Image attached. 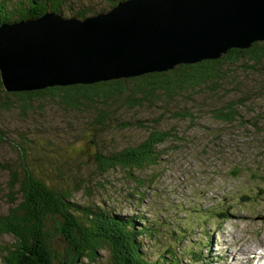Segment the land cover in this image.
Wrapping results in <instances>:
<instances>
[{"label":"trees","instance_id":"1","mask_svg":"<svg viewBox=\"0 0 264 264\" xmlns=\"http://www.w3.org/2000/svg\"><path fill=\"white\" fill-rule=\"evenodd\" d=\"M120 1L123 0H0V25L36 18L49 11L84 18ZM240 75L246 79L239 80ZM254 99L264 100V39L247 48H231L218 58L93 83L8 91L0 78V111L16 109L20 119L26 120L25 114L42 113V105L55 106L62 120L74 121L79 128L74 143L68 142L69 137L60 143L39 142L32 131H25L19 143L14 144L16 167L0 166L8 172L9 203L0 214V235L12 240L0 246V263L92 264L103 249L108 250L111 264L196 262L201 256L193 251L187 235L185 238L191 242L188 249L163 243L157 256L150 258L144 250L145 241L159 232L160 221L149 220L141 213H121V206L110 202L107 176L121 171L128 179V189L125 186L123 190L135 195L146 182L150 186L156 177L151 169L160 165L171 144L185 143L187 127L181 128L183 124L195 125L202 117L226 125L244 123L243 115L253 110L243 114V109ZM196 100L201 102L194 103ZM70 112L82 116L74 120ZM32 116L28 115V121ZM38 121L32 119L29 127L39 129ZM3 127L0 142L7 143ZM57 140L55 137L53 141ZM147 169L144 177L149 179L135 172ZM92 189L109 200L84 204L74 199L79 191L90 195ZM232 193L235 197L231 207L208 208L215 212L214 216L223 217L228 209L264 198V191L254 185L248 193L244 188ZM238 197L246 199L240 201ZM184 255L188 263L183 262ZM201 260L208 263L205 255Z\"/></svg>","mask_w":264,"mask_h":264},{"label":"rangeland","instance_id":"2","mask_svg":"<svg viewBox=\"0 0 264 264\" xmlns=\"http://www.w3.org/2000/svg\"><path fill=\"white\" fill-rule=\"evenodd\" d=\"M238 79L244 81L246 78L240 75ZM207 97L221 98L212 95ZM200 102L201 100H196L194 103ZM248 105V108L243 109V114L248 109L253 111L243 115L246 121L244 123L226 125L209 117H202L195 125L183 124L181 128L187 127H185L187 132L185 143L181 145L173 143L171 147L169 146L171 149L166 153L167 156L161 157L160 165L156 169H151L150 173L154 172L156 177L150 186H147L146 182L135 195H129V191L123 190L125 186L128 189V179L123 178L121 171L116 170L108 174L106 179L110 186L108 196L111 203L121 206V213L127 215L141 213L149 220L160 221L159 232L145 241L144 250L146 249L145 252L150 258L157 256L163 243H173L185 250L192 242L193 251L198 252L201 257L205 255L208 264H220L226 261L229 252L234 254V250L241 249L238 243L232 245V242L242 235L243 226L256 228L258 236L264 239V213L257 217L258 210H248L243 205L241 208L237 205L226 210L227 215L221 218L214 216L215 212L212 213L208 209L215 205L231 207L234 203L232 198L235 197L232 191L240 188H244L248 193L254 185L264 191V100L254 99ZM31 114H33L29 117L31 121L33 119L35 122L39 119L37 122L39 129L29 127L31 121H28V115ZM70 114L74 120L75 117L82 116L78 112H70ZM61 115L62 113L55 106L44 105L40 114L37 111L25 114L26 120L20 119L16 109L9 112L0 111V130L4 126L3 131L7 135V143L0 142V166L16 167L14 144L19 143L25 131H32L37 135L39 142L47 143L52 140L60 143V140L68 137V142H76L78 126L73 124L74 121L62 120ZM170 125L178 124L170 122ZM51 134L55 136L51 137ZM55 137L57 141H53ZM27 138L31 139L30 136ZM101 142H98L99 145ZM235 168L237 171L233 172ZM148 171L149 169L145 172L144 170L135 172L142 178L149 179L144 177ZM7 173L5 167L4 170L0 168V214L6 211L9 204L6 199ZM98 195L95 189H92L90 195L79 191L74 199L84 204H100L101 199L109 200ZM238 198L240 201L246 199ZM259 200L260 198L257 199ZM168 220L172 222L168 223ZM186 235L191 238V242L188 241V237L185 238ZM11 241L10 236L0 235V246L8 245ZM97 257L92 264H111L108 250H100V255ZM201 257L192 264H205ZM238 258L240 255L235 253L232 261ZM186 259L187 256L184 255L182 260L188 263Z\"/></svg>","mask_w":264,"mask_h":264},{"label":"water","instance_id":"3","mask_svg":"<svg viewBox=\"0 0 264 264\" xmlns=\"http://www.w3.org/2000/svg\"><path fill=\"white\" fill-rule=\"evenodd\" d=\"M264 39V0H123L84 18L49 11L0 25L8 91L164 71Z\"/></svg>","mask_w":264,"mask_h":264},{"label":"clouds","instance_id":"4","mask_svg":"<svg viewBox=\"0 0 264 264\" xmlns=\"http://www.w3.org/2000/svg\"><path fill=\"white\" fill-rule=\"evenodd\" d=\"M252 264H264V247L255 249V259H253Z\"/></svg>","mask_w":264,"mask_h":264},{"label":"bare ground","instance_id":"5","mask_svg":"<svg viewBox=\"0 0 264 264\" xmlns=\"http://www.w3.org/2000/svg\"><path fill=\"white\" fill-rule=\"evenodd\" d=\"M230 207V206H229Z\"/></svg>","mask_w":264,"mask_h":264}]
</instances>
